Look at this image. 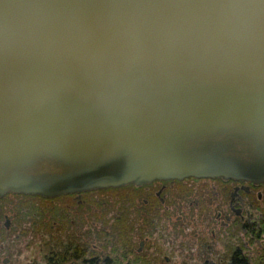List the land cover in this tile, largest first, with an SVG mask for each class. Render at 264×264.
<instances>
[{"label":"water","instance_id":"water-1","mask_svg":"<svg viewBox=\"0 0 264 264\" xmlns=\"http://www.w3.org/2000/svg\"><path fill=\"white\" fill-rule=\"evenodd\" d=\"M264 182V0H0V197Z\"/></svg>","mask_w":264,"mask_h":264},{"label":"flooded vegetation","instance_id":"flooded-vegetation-1","mask_svg":"<svg viewBox=\"0 0 264 264\" xmlns=\"http://www.w3.org/2000/svg\"><path fill=\"white\" fill-rule=\"evenodd\" d=\"M26 199L39 200L31 203L44 227L55 215L48 232L64 233L60 226L74 216L70 240L59 234L46 264H264V182L187 177L54 198L7 194L0 197V228L3 217L8 236L9 209L25 220ZM94 237L107 244L98 255Z\"/></svg>","mask_w":264,"mask_h":264},{"label":"rangeland","instance_id":"rangeland-1","mask_svg":"<svg viewBox=\"0 0 264 264\" xmlns=\"http://www.w3.org/2000/svg\"><path fill=\"white\" fill-rule=\"evenodd\" d=\"M31 202L37 204L39 203V200H29V203ZM9 211L12 216L14 215L11 233L9 236L7 235V231L3 226L4 219L3 217L1 218L2 220L0 228V264H3V260L6 258L9 259L8 264H46V262L48 261L46 259V256L49 255L51 248L54 247V245L56 244V240L57 237H59V234H62V237L64 239L70 240L68 235L70 234L71 230L76 228V225L70 223L69 221V218H73L74 216L67 217L66 223H63L60 226V228L64 230V233H61L58 229H56V232L54 231L52 233L46 230L48 228L55 229V227L51 226V223H49L50 225L47 224L44 227L41 224L42 219L38 215L36 218V224H34L35 220H33L30 215L26 216L24 220L22 217L18 218L15 215L16 211L13 212L11 209H9ZM6 212H8V210ZM113 213L114 211H111V214ZM37 220L40 221L37 223ZM113 220L114 219H112L109 224H111ZM97 223L98 226L101 227L102 223L100 221ZM191 228L193 229L192 225L189 226V229ZM94 238L96 240H94V251L95 255H98L100 249H102V246L107 244H105L106 240L104 238ZM107 247L109 248L105 247L104 251L108 252V254H110L111 256H114L115 254L110 252L111 246ZM14 250H16V253H14Z\"/></svg>","mask_w":264,"mask_h":264},{"label":"trees","instance_id":"trees-1","mask_svg":"<svg viewBox=\"0 0 264 264\" xmlns=\"http://www.w3.org/2000/svg\"><path fill=\"white\" fill-rule=\"evenodd\" d=\"M32 196H30V195H23V198H31ZM34 197V196H33ZM23 203H24V206H28L27 208H29L28 209V211L26 212V215H30L31 216V218L33 219V220H35V223L34 224H36V218H37V215L41 218V211H38V209H37V207L36 206H33V204L32 203H29V199H27L26 201L25 200H23ZM27 204V205H26ZM17 214H15L18 218H20L21 216H22V214L23 213H21L20 212V210H19V212H16ZM50 216H52L50 219H49V223H51L52 225L51 226H54V221L56 220L55 218V215L53 214V213H51V215ZM45 217H48V216H46L45 215ZM17 218V219H18ZM19 220V219H18ZM40 220H37V223L39 222ZM50 227V226H49Z\"/></svg>","mask_w":264,"mask_h":264}]
</instances>
